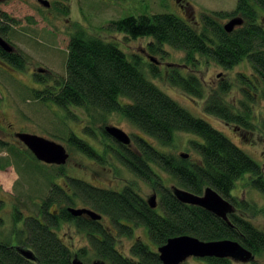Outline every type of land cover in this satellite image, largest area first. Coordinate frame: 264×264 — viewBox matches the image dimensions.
<instances>
[{"label":"trees","instance_id":"1","mask_svg":"<svg viewBox=\"0 0 264 264\" xmlns=\"http://www.w3.org/2000/svg\"><path fill=\"white\" fill-rule=\"evenodd\" d=\"M55 3L62 6L63 13H68L67 3ZM232 16H239L242 23L227 32L220 20ZM2 21L15 20L0 9V36L12 45L9 24ZM199 21L201 29L196 31L188 21L171 13L140 14L111 19L100 29L129 38L148 37L149 52H161L162 45L166 44L183 51L184 60L192 64L197 61L195 55L211 59L225 69L246 60L253 75L264 86V0H236L232 11L203 13ZM80 25L69 34L65 76L61 80L54 79L52 84H46L41 89H33V99L50 101L70 114V106L81 107L85 111L119 113L162 146L172 144L175 132L194 134L199 140L189 144L199 159L190 161L187 157L166 154L141 136H135L134 149H131L104 130V134L110 136L121 149L117 159L158 193V204L151 208L131 185H125L120 190L98 187L84 179L64 174L62 165L47 164L58 170L56 174L48 167L43 168L38 172V180L32 183L30 175L22 169L39 160L25 146L23 150L0 137V150L6 152V155L0 156V169L13 166L18 172L14 184L18 188H14V197L30 201L35 208L32 214H24L23 208L12 201L13 231L0 238V264H72L74 257L91 260L89 251L95 260L91 263L162 264L157 247L170 237L184 234L201 240H236L253 254L254 258L247 262L264 264V229L256 227L243 215L247 203L232 195L235 182L245 174L251 175L250 186L264 194L263 168L219 130L204 119L191 115L147 79L138 56L129 58L115 42L103 39L95 31L90 33ZM2 63L22 69L25 58L19 52H6L0 48ZM148 67L153 77L160 75L157 64L149 62ZM33 76L42 83L47 80L42 74L33 73ZM166 80L169 85L193 98L204 95L200 79L193 74L182 75L175 64L166 70ZM237 81L251 84V79L242 73L237 74ZM229 87V83H220L218 90L205 99L202 109L236 129L248 127V114L233 112L218 93L226 92ZM67 142L89 158H101L100 152L83 137L70 133ZM156 169L169 175L175 183L173 186L194 194H202L208 186L213 188L232 204L233 210L223 219L200 206L180 202L171 188L163 183V177ZM40 174L49 186L46 196L45 189L38 186V181L42 180ZM63 175L67 179L64 187L56 181ZM24 184L27 186L22 189ZM31 189L34 193L30 195ZM38 196L42 198L40 202L36 201ZM76 199L102 217L106 216L118 235L130 237L133 225L144 226L155 248L141 239H134L129 253L124 254L116 246V235L103 224L102 219L74 216L67 210L68 206L50 209L52 204H69ZM20 222L22 227L18 228ZM63 222L72 223L77 231L83 233L88 246L73 251L62 241L57 229ZM21 249L31 251L32 258L24 256ZM197 259L202 264L244 263L229 257Z\"/></svg>","mask_w":264,"mask_h":264},{"label":"rangeland","instance_id":"2","mask_svg":"<svg viewBox=\"0 0 264 264\" xmlns=\"http://www.w3.org/2000/svg\"><path fill=\"white\" fill-rule=\"evenodd\" d=\"M55 1L67 3L69 6L68 13H63L62 6L56 4ZM186 1L189 2L185 5L188 6L186 8L188 11H185L187 14L189 13L187 18L182 15L183 13H180L181 9L174 0H49L50 5L48 7L39 4L38 0H0V9L15 20L14 22L4 21L9 24V39L14 51L19 52L25 58L22 69L9 64H0V137L7 143L23 150L25 147L15 136V132L35 133L56 141L62 144L69 154L67 161L63 164L62 172L64 174L84 179L98 187L114 190H120L125 185H131L145 199L156 193L157 204L158 193L152 186L135 176L117 159L116 155L121 149L110 136L104 134L105 127L116 126L125 131L131 138L129 145L131 149H134L135 136H141L145 137L155 147L165 151L166 154L179 158L181 153H185L190 161L199 159V155L189 144L190 141L199 140L194 134L175 132L172 144L162 146L145 136L119 113L85 111L81 107L70 106L68 109L72 113L70 114L50 101L41 102L33 99V89H41L46 84H52L54 79L61 80L65 76L64 64L69 34L80 23V26L86 31L90 33L95 31V33L102 35L103 39L115 42L129 58L132 55L138 56L141 61V70L147 79L191 115L204 119L219 130L264 170V86L253 75L246 60L231 69H225L211 59L195 55L197 61L192 64L184 60L183 51L166 44L162 45L161 52H149L147 49L148 37L129 38L121 33H107L100 29L101 25L109 20L128 15L171 13L187 20L196 31H200L201 25L198 21L201 14L211 11L229 12L234 9L236 3V0ZM184 2L185 0H181L182 4ZM229 19L230 17L223 18L220 23L223 25ZM146 55L153 56L159 62L157 64L160 70L159 76L153 77L151 75L148 67L149 60ZM171 64L178 66L182 75L193 74L200 79L204 94L202 98H193L179 88L169 85L166 80V70ZM39 68L43 70L38 71ZM33 73L42 74L47 80L44 83L37 81ZM238 73L248 76L253 86L237 81ZM222 82L229 83L230 87L226 92H218L220 97L233 112L248 114L250 122L248 127L242 128V126L236 129L235 126L226 125L215 116L203 111L202 106L205 99L218 90V86ZM123 101L127 100L123 99ZM86 126L88 129H84ZM70 133L88 140L100 152L101 158H89L72 148L67 142ZM4 155L6 152L0 150V156ZM46 167H48L47 164L35 161L34 164L23 168L22 171L28 173L32 183H34L38 180V172ZM48 169L54 174L58 171L52 166ZM156 170L163 177V183L166 186L171 188L175 185L169 175L159 169ZM17 173L13 166L0 169V198H3V205L0 209V238L9 235L11 230L13 231L11 222L12 201L23 208L24 214H32L35 209L30 201L23 198L19 200L14 197V188H18L17 184L14 185L18 177ZM39 177L42 180L38 181V186L45 189L44 196H46L49 186L46 185L41 174ZM249 177H251L250 174H245L235 182L232 195L247 203L248 206L243 215L256 227L264 229V194L250 186ZM56 181L64 187L67 179L63 175L57 177ZM23 182L26 181L23 180ZM26 186L24 184L22 189H25ZM32 188L35 191L34 186ZM33 190H29L31 192L28 193L33 194ZM38 197L36 201L40 202L42 198ZM59 206L89 207L76 199L69 204H52L50 209L56 210ZM101 221L116 235V246L122 253H129V247L134 239H141L150 247L155 248L148 238L144 226L133 225V232L129 237L116 234L114 226L106 216H103ZM17 227H22L21 222ZM57 235L73 251L88 246L85 235L77 231L72 223L63 222L60 224ZM89 255L91 260H80L88 264L95 261L93 260V253L89 251ZM181 264L202 263L197 258L191 257ZM235 264H250V262H236Z\"/></svg>","mask_w":264,"mask_h":264},{"label":"water","instance_id":"3","mask_svg":"<svg viewBox=\"0 0 264 264\" xmlns=\"http://www.w3.org/2000/svg\"><path fill=\"white\" fill-rule=\"evenodd\" d=\"M42 5L48 6V0H38ZM242 19L240 17H233L229 19L224 25L223 29L230 32L234 26L240 25ZM0 48L6 52L13 51V46L9 44L4 38L0 36ZM151 61H155L153 57H149ZM41 70V69H39ZM105 131L117 142L128 145L130 144V137L128 134L116 126H106ZM15 136L26 146L34 157L47 164L62 165L68 158L66 148L51 139L43 136L29 133V132H15ZM180 156L187 157V154L181 153ZM172 193L182 203L200 206L218 217L227 218V214L233 210L232 204L220 196L213 188L205 187L202 194H194L188 190L172 186ZM147 204L151 208L157 206L156 194H151L146 199ZM67 210L74 216L87 215L93 220H99L101 214L97 211L81 207H67ZM21 253L32 258V253L29 250L21 249ZM157 253L162 264H181L190 256L196 258L204 257H229L232 260L247 262L254 258L250 250L243 247L236 240L218 239V240H201L191 235H178L170 237L166 242L157 247ZM72 264H86L79 258L74 257ZM91 264H97L93 262Z\"/></svg>","mask_w":264,"mask_h":264},{"label":"flooded vegetation","instance_id":"4","mask_svg":"<svg viewBox=\"0 0 264 264\" xmlns=\"http://www.w3.org/2000/svg\"><path fill=\"white\" fill-rule=\"evenodd\" d=\"M174 2L176 3V5L181 9V11H180V13H183L182 15L185 17V18H187V15L189 14H187L186 12L188 11V9H186L188 6H185V5H187V4H189V2L188 1H186L185 0V2L182 4L181 3V0H174ZM186 11V12H185ZM232 17H234V16H232ZM184 18V19H185ZM185 21H187V20H185ZM198 22H200V21H198ZM147 56V58H148V60H149V62H152V63H154V64H158L159 62L153 57V56H151V55H146ZM153 57L154 58V62L153 61H151L150 59H149V57ZM9 126V125H8Z\"/></svg>","mask_w":264,"mask_h":264}]
</instances>
